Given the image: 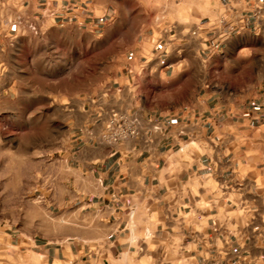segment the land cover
I'll use <instances>...</instances> for the list:
<instances>
[{"label": "crops", "instance_id": "1", "mask_svg": "<svg viewBox=\"0 0 264 264\" xmlns=\"http://www.w3.org/2000/svg\"><path fill=\"white\" fill-rule=\"evenodd\" d=\"M126 1L0 5V120L30 123L0 177V264H264V0H133L98 95L20 98L43 84L11 20L71 2L63 24L120 36ZM111 111L138 136L104 142Z\"/></svg>", "mask_w": 264, "mask_h": 264}, {"label": "rangeland", "instance_id": "2", "mask_svg": "<svg viewBox=\"0 0 264 264\" xmlns=\"http://www.w3.org/2000/svg\"><path fill=\"white\" fill-rule=\"evenodd\" d=\"M7 1L16 5L25 0H0V5H5ZM135 7L133 0L125 2L123 15L127 29L120 36L117 32L109 36L104 35L102 30L93 34L73 25L58 24L54 20L40 23L39 33H33L36 36L35 41L29 45L22 58L36 65L43 88L19 89L22 91L19 93L20 98L28 99L29 91H34L33 95L36 97H56L62 101H65L66 97L80 99L98 95L116 76L123 58L122 53L134 42ZM37 17H40V13ZM29 21L27 17H17L10 22L21 37L22 33L28 30L23 26L28 25ZM16 22H22L23 26L15 24ZM15 68L17 70L18 67ZM21 71L19 69L18 73ZM29 124L28 120L22 119L0 120V177L6 175V166L9 162L12 163L13 156L20 155L14 151L16 147H22L23 138L28 139ZM37 138L35 136V140ZM17 170L19 169H15ZM2 186L0 184V187ZM26 201L16 200L15 207H22ZM2 203L4 201L0 200V204Z\"/></svg>", "mask_w": 264, "mask_h": 264}, {"label": "built area", "instance_id": "3", "mask_svg": "<svg viewBox=\"0 0 264 264\" xmlns=\"http://www.w3.org/2000/svg\"><path fill=\"white\" fill-rule=\"evenodd\" d=\"M43 7V13H40V17H37L34 21H29L28 25L23 26L22 22H16L15 24L22 25L23 28H27L29 31L38 34L39 24L44 23L47 20H54L57 23H64L66 18L62 16L74 11L76 5L74 3H63L61 5H53L52 3H45ZM139 134V123L134 117H128L121 115L118 112L111 111L108 115L105 123L104 131L101 135V139L110 144L118 145L129 139L137 137Z\"/></svg>", "mask_w": 264, "mask_h": 264}]
</instances>
